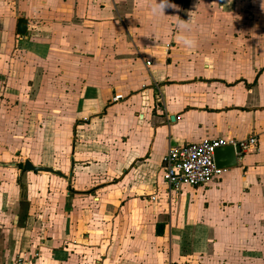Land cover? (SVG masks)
<instances>
[{
  "label": "crops",
  "instance_id": "0c3cea01",
  "mask_svg": "<svg viewBox=\"0 0 264 264\" xmlns=\"http://www.w3.org/2000/svg\"><path fill=\"white\" fill-rule=\"evenodd\" d=\"M144 1L0 0V121L40 81L57 102L53 132L0 147V264H264V0ZM250 137L210 185L167 192L169 147Z\"/></svg>",
  "mask_w": 264,
  "mask_h": 264
},
{
  "label": "built area",
  "instance_id": "2783aa9c",
  "mask_svg": "<svg viewBox=\"0 0 264 264\" xmlns=\"http://www.w3.org/2000/svg\"><path fill=\"white\" fill-rule=\"evenodd\" d=\"M146 62V65H149ZM121 99L115 95L113 101ZM256 139L250 137L234 143L224 139H204L187 146L169 147L161 159L163 180L169 194L183 188L206 187L219 179L224 170L216 167L214 152L216 149L231 145L237 155H242L254 148ZM37 255L34 254L35 258ZM33 258L18 256L15 264H31Z\"/></svg>",
  "mask_w": 264,
  "mask_h": 264
},
{
  "label": "rangeland",
  "instance_id": "374dc122",
  "mask_svg": "<svg viewBox=\"0 0 264 264\" xmlns=\"http://www.w3.org/2000/svg\"><path fill=\"white\" fill-rule=\"evenodd\" d=\"M131 3L140 5L143 4L144 0H130ZM178 2H184L183 0H178ZM54 82V81H53ZM53 82H47L44 85V82L40 81L30 92L31 101L24 106L17 105L16 108H11L9 104H5V110L1 113L3 115L2 121H0V136L3 137L4 143L0 144L1 149L4 151L14 152L11 146V143L7 141L6 137H12L13 135H22L23 131L28 132L29 130L33 131L30 133L33 135V139H38L41 133L37 130V127L48 121L52 124V127L49 129L52 132L56 129L55 121L52 120L55 113H52L53 108L56 107V94L55 93V84ZM13 106V105H11ZM20 106V107H19ZM25 109V110H23ZM53 121V122H49ZM49 125V124H48ZM35 127V128H34ZM42 130V128H41ZM44 131V130H42ZM35 132V134H34ZM46 137L49 139L52 133L49 135L45 132ZM41 139V138H40ZM15 149H19V144H15ZM34 146V145H33ZM45 151L50 153V147L48 144H45ZM32 151L35 152V147L32 148ZM1 156V154H0Z\"/></svg>",
  "mask_w": 264,
  "mask_h": 264
},
{
  "label": "water",
  "instance_id": "95a60500",
  "mask_svg": "<svg viewBox=\"0 0 264 264\" xmlns=\"http://www.w3.org/2000/svg\"><path fill=\"white\" fill-rule=\"evenodd\" d=\"M25 31H26V21L24 19H19L17 21L16 33L17 35H24ZM235 154H236L235 150L231 145L216 149L213 156L216 167L222 170L236 167L237 157ZM23 171L46 172V173L60 175L58 172H55L51 168L33 166L29 160L24 161Z\"/></svg>",
  "mask_w": 264,
  "mask_h": 264
},
{
  "label": "clouds",
  "instance_id": "9594fccd",
  "mask_svg": "<svg viewBox=\"0 0 264 264\" xmlns=\"http://www.w3.org/2000/svg\"><path fill=\"white\" fill-rule=\"evenodd\" d=\"M175 7L176 5L170 3V0H160L159 3H157V0H154V3L150 8V12L154 16H161L164 15L165 8ZM190 21L191 18L186 22L178 17L176 19L177 37L181 40L182 45L187 49H191L196 46V40L191 35Z\"/></svg>",
  "mask_w": 264,
  "mask_h": 264
}]
</instances>
